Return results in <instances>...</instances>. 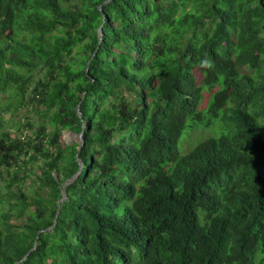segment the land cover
Instances as JSON below:
<instances>
[{
  "label": "trees",
  "instance_id": "1",
  "mask_svg": "<svg viewBox=\"0 0 264 264\" xmlns=\"http://www.w3.org/2000/svg\"><path fill=\"white\" fill-rule=\"evenodd\" d=\"M0 264H264V0H0Z\"/></svg>",
  "mask_w": 264,
  "mask_h": 264
},
{
  "label": "rangeland",
  "instance_id": "2",
  "mask_svg": "<svg viewBox=\"0 0 264 264\" xmlns=\"http://www.w3.org/2000/svg\"><path fill=\"white\" fill-rule=\"evenodd\" d=\"M206 98H208V95H206ZM25 117L32 118V115L27 112V108L21 109L18 113H15L14 115L10 113L5 115L6 120H9V122H15V123L21 122L23 126L27 121ZM9 125H11L10 126L11 128L12 123H10ZM213 135H215V132L210 130H202V131L197 130L192 133L188 132L180 139L179 152L181 154H187L200 141H203L204 139ZM63 139L67 143L80 142L79 136L68 130L64 132Z\"/></svg>",
  "mask_w": 264,
  "mask_h": 264
},
{
  "label": "water",
  "instance_id": "3",
  "mask_svg": "<svg viewBox=\"0 0 264 264\" xmlns=\"http://www.w3.org/2000/svg\"><path fill=\"white\" fill-rule=\"evenodd\" d=\"M103 35V32L100 30V36H102ZM83 132L81 133V134H79L78 136H79V139H80V142L82 143V145H83V143H84V139H83ZM76 177V176H75ZM70 182V180L69 181H67L66 183H64V185L62 186V191H63V198L61 199V201H60V207H61V204L66 200V198H67V193H66V191H65V186L68 184ZM59 212H60V209H59ZM57 224V221H55V225ZM27 257H28V255L24 258V260H26L27 259Z\"/></svg>",
  "mask_w": 264,
  "mask_h": 264
}]
</instances>
